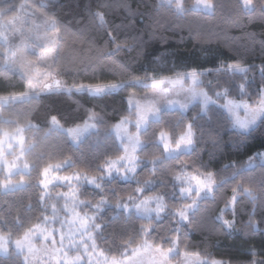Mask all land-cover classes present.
Returning <instances> with one entry per match:
<instances>
[{
	"label": "trees",
	"instance_id": "1",
	"mask_svg": "<svg viewBox=\"0 0 264 264\" xmlns=\"http://www.w3.org/2000/svg\"><path fill=\"white\" fill-rule=\"evenodd\" d=\"M44 0H0V18L3 20L12 18L18 14L21 5L39 10L48 16H55L59 21L60 33L58 48L54 67L62 70L60 79L68 85L73 83H119L131 81L133 77L143 78L145 72L155 75L157 78L175 76L177 71L197 68L211 74H205L202 79L207 86V81L219 83L231 89V98L247 99L254 102L258 99L256 95L261 84L264 83V73L260 66H264V20L252 19L240 10L239 0H213L217 5L216 10L209 14L202 10H192L190 6L195 0H183L189 9L183 16L175 15L167 7L160 11L159 24L155 25L152 20H141L136 18V30L131 35H141L146 42L145 55L138 56L137 51L121 52L116 57H105L104 53L114 47L106 44L100 39V30L95 24H89L86 18L84 5L93 0H61L62 7L55 12L41 7ZM155 5L159 0H148ZM259 0H254L258 3ZM135 9L140 0H130ZM11 5V8H9ZM144 10V5H140ZM124 17V11L116 14ZM258 15V13H257ZM112 17H110L111 19ZM83 22L77 24V20ZM131 17L128 18L130 20ZM128 20H125L127 23ZM71 22V23H70ZM120 23V19H116ZM68 31L65 32L64 28ZM118 43H131L130 38L125 40L124 36L118 38ZM5 46L0 44V96L9 93H18L26 90V82L22 75L9 65L5 64ZM158 58V59H157ZM241 62L244 66H251L246 75L239 73L230 74L225 71H217L226 63ZM131 65L122 70L121 65ZM240 84H246V93L238 91ZM149 88L142 85L129 83L126 88L119 90L110 96L93 98L88 94L59 92L54 94H43L38 100L25 101L23 103L0 104V129L14 131L18 121L20 125L30 122L37 125L35 128H27L23 132L27 143L35 142L36 147L27 155V162L33 165L27 173H17L12 176L13 181H19L21 175L24 184L18 188L3 191L0 186V217L7 220L13 231L22 235L23 229L18 226L14 217L19 218L27 227L33 223H42L36 218L43 213L49 215L46 201H40L43 191L39 185V168L45 163H53L71 157L76 162L75 168L61 170V175H71L74 171L86 172L89 176L100 175L97 166L106 158L116 159L122 155V149L111 133L121 119L132 117L129 110L127 98L131 93L143 94ZM91 111H95L102 119L96 120V131L85 137L78 144H73L69 136L62 131H53L45 135L50 127L51 116H56L63 128H72L83 125L88 121ZM199 111L197 105L192 106L185 114L188 119ZM180 111L171 110L163 116V124L153 123L151 128L141 132V140H154L155 133L161 126L168 127L174 124L179 117ZM209 117H211L209 119ZM228 115L220 108L212 106L207 115L200 113L199 123L204 129V135L198 144L203 149L202 160L208 162L210 170L217 173V180L231 177L237 169L225 167L235 162L237 168L243 166L245 175L238 179L247 180L252 178V186H256L262 173L264 165L257 164L251 168H245L250 156L257 152H264V126L258 123L247 135L243 144L235 145L237 132L226 121ZM223 122L224 126L218 128L217 124ZM213 138L225 141V146L217 149ZM162 150L153 144L145 145L140 149L138 155L151 158L153 155L160 156ZM188 159L187 156L184 157ZM175 162L166 160L157 162L158 172L162 175L179 171L175 168ZM150 165L147 163L138 170L137 176L130 180H122L112 177L103 181V188L89 185L81 187V200L96 203L100 196H105L110 203L104 206L99 213L107 222L105 234H110V243H120L126 239L134 240L132 247L142 243V237L138 233L140 224H147L148 219L139 216L135 211L126 215L124 210L115 207L116 195L126 196L136 186V180L149 179ZM3 179V171L0 170V180ZM178 185L174 180L168 178V183L161 187L157 181L155 185L146 190V195L156 192L167 193V203L178 204L180 201L171 195L177 191ZM230 186L226 185L215 193V201L209 199L201 203L199 211L192 215L193 227L187 237L189 248L187 251L200 252L202 257L209 254V259L231 260L234 264L246 262L251 259L247 253L249 247H255L264 255V232L257 231L252 235H245L240 230L249 219L248 210L250 204L245 198L237 205L236 231L231 233L225 231L219 221L215 219L219 208L223 207V198L230 195ZM179 195L177 191V196ZM83 213L91 212V205H84ZM226 218L231 215L226 213ZM171 217L167 214L162 219L153 217V223L160 226L161 235H171V229L175 226L170 223ZM260 222L259 227L264 228V212L257 211L253 217ZM3 221H0L2 227ZM154 240V236L149 237ZM158 242V241H155ZM98 248H103L105 254L111 256L119 255L110 252L106 245L97 240ZM167 247V245H166ZM185 251L181 246V252ZM180 256L173 258L179 260ZM0 264H23L19 255L13 251L7 256L0 255Z\"/></svg>",
	"mask_w": 264,
	"mask_h": 264
},
{
	"label": "snow or ice",
	"instance_id": "2",
	"mask_svg": "<svg viewBox=\"0 0 264 264\" xmlns=\"http://www.w3.org/2000/svg\"><path fill=\"white\" fill-rule=\"evenodd\" d=\"M141 4L144 5V10H141ZM22 7L23 5H21ZM41 7L55 12L59 7H62V4L61 0H47V3L42 4ZM164 7H167L177 16H183L189 10L183 0H159V3L155 5L149 3L148 0H140V4L135 9L132 7L130 0H93V2L84 5L88 23L95 24L100 30V39L105 40L106 44L114 46L104 53L105 57H116L121 52L132 51H137L138 56L145 55L146 42L143 37L141 35H131L129 37V33L136 30V18L149 19L155 25H158V17ZM239 7L246 16L252 19L264 20V0H259L258 3H254V0H239ZM9 8H11V5H9ZM190 8L192 10H203L211 14L216 10L217 5L213 3V0H195ZM121 10L127 15L124 17L117 16L116 14ZM33 14L39 15L43 19L44 24L47 25L44 39L48 41L49 45L54 44L56 35L61 30L57 18L48 16L43 12H34ZM110 17L112 18L110 19ZM129 17H131L130 20H128ZM117 18L120 19V23H116ZM15 19L16 17H13V20ZM125 20H128V22L126 23ZM82 22L83 19L76 21L77 24ZM64 31H68L67 27L64 28ZM48 33H51V35ZM121 36H124L125 40L130 38L131 43H118V38ZM0 38L7 39L3 32H0ZM262 47H264V43H262ZM5 57V62L10 67L22 70V79L26 82V90L0 96V104L38 100L43 94L59 92L88 94L99 99L123 90L129 83L153 87L154 92L152 94L153 99L147 100L146 103L135 100L136 133L128 135L130 143H123L122 140V155L116 159L108 157L97 166L100 175L89 176L86 172L80 170L74 171L71 175H61V170L76 167V162L71 157H65L55 163L48 161L42 168L38 169L41 177L39 185L43 189L40 195L42 204L45 197L50 194L49 190L53 185L67 184L69 186L68 192H56L54 195L64 198V208L71 214V223L75 224L76 227L70 228L66 233L64 219L60 220L59 229L48 226L56 222L55 205H52L54 213L52 216L41 213L36 218L38 221L42 220L43 223H33L25 227L19 216L14 217L18 226L23 229L22 235L15 233L8 221L0 217V221H3L2 227H0V252L11 254L14 251L15 254L21 257L23 264H33L37 253H42L44 257L48 258L43 261V264H51L52 261L55 264H99L100 259H103L104 264H143L142 253L145 252L151 256V264H171V258L178 256L183 257L180 264H234L231 260L209 259L207 253L202 257L200 252L187 251L189 248L187 237L191 231L195 230L191 214L199 211L201 203L209 199L215 201V193L226 185L230 186L231 194L223 198V207L219 208L215 216V219L221 223L222 228L229 233L237 230V205L247 198L250 204L249 219L244 228L240 230L244 231L245 235H252L257 231L264 232V228L259 227L260 222L253 219L257 211L264 212V173L256 182V186H252L251 177L247 180L238 179V177L245 175L243 166L237 168L236 163L232 162L225 165V167L237 170L232 173L231 177L217 180V173L210 170L208 162L202 160L203 149L198 147L204 135V129L199 123L200 113L207 115L212 105L224 109L230 117L226 122L232 128L239 130L233 133L236 137L234 146L245 143L248 133L257 123L264 126V83L261 84L256 93L258 99L250 104L244 99L237 101L231 98V89L218 82L213 83L209 80L206 87H201L205 84L201 77L206 73L194 67L184 71L173 70L176 72L174 77L157 78L155 75L145 72L143 78L133 77L131 81L96 84L73 83L68 85L58 78L62 70L56 69L53 65H48L47 70L40 74L38 80L37 75L31 70L32 62L23 56L22 48L16 51H6ZM130 66L124 64L121 65V68L126 70ZM250 68L251 66H244L237 61L226 63L219 67L217 71L246 75ZM260 71L264 73V66H260ZM207 74L210 75L211 70ZM49 80L51 82H48ZM166 84L179 85L187 94L182 98H170L172 89L165 87ZM238 91L246 93V84H240ZM175 95L180 96V93L177 92ZM221 100H223V103H221ZM128 102L130 104L133 102L132 96L128 97ZM193 104L198 106L199 111L191 119H188L185 114ZM176 107L180 109V115L174 124L170 126L171 130L168 127L161 126L155 133L154 140L140 139L141 129L147 132L153 123L162 125L163 116L170 109ZM241 108L245 113L243 119L238 111ZM97 119H102V117H99L95 111H91L88 120ZM131 122L122 120L115 125V128L119 131L121 124ZM16 124L14 131L0 129V170L3 171L0 186L4 188L14 186L16 183H23L22 175L19 181H13V174L21 167L25 169L33 167L27 162V155L36 147V144L35 142L27 143L23 132L25 127L35 128L38 126L30 122H27L26 125H20L17 121ZM49 124L50 127L45 135H49L53 131L63 130L74 140L80 133L95 127L94 124H89L86 121L83 128L76 126L63 129L56 116L50 117ZM223 126V122L217 124L218 128ZM213 142L216 144L217 149H221L226 143L222 139L216 138H213ZM148 144L158 146L162 150L161 155H153L151 158L138 155V150ZM9 156H11V159L8 158ZM185 156L188 157L187 160L184 159ZM257 158L264 163V152L254 153L248 158L246 164L251 166ZM166 160L174 161V166L179 171L174 174H160L157 169V162L162 163ZM21 162L23 163L21 164ZM145 163L150 165L148 171L151 178L143 181L137 179L132 192L126 196L117 194L114 202L115 207L123 209L126 215L132 214L135 210L136 213L147 217L148 223L138 226L142 243L137 247H132L134 240L131 238L120 243H110V234H105L107 222L99 215L103 210V206L109 204L110 201L103 195L96 203L81 200L79 198L83 194L81 193V187L84 184H91L102 189L104 178H110L113 174L125 179L134 178ZM169 177L178 185L179 195L177 196V191L171 193L173 197L180 201L178 206L167 203V193L165 192H156L153 195L145 194L146 190L155 185L157 181L160 182L161 187H164L168 183ZM68 201H71V204ZM79 205H91L95 212L81 215L77 210ZM153 213L157 220L162 219L165 214L172 218L170 223L175 227L171 229V235L160 234V226L152 222ZM226 213L230 214L232 218L227 219ZM57 233L59 234L58 240ZM152 236H154V240H149L148 238ZM36 239L42 240L44 243L37 247L34 243ZM98 239L107 246L110 252H116L119 255H106L103 248H98ZM181 246L185 251L181 252ZM70 253H74V255H70ZM247 253L251 259L246 262H239V264H264V255L255 247H249Z\"/></svg>",
	"mask_w": 264,
	"mask_h": 264
},
{
	"label": "rangeland",
	"instance_id": "3",
	"mask_svg": "<svg viewBox=\"0 0 264 264\" xmlns=\"http://www.w3.org/2000/svg\"><path fill=\"white\" fill-rule=\"evenodd\" d=\"M45 3H47V0H44L42 4H45ZM34 12L39 13L40 11L36 10V9H32L30 7H27V6H23L20 9V11L18 12V14L16 16H14V17H16L15 20H13V17L6 19V20H3L0 18V32H3L5 34V36L7 37L6 40L3 38H0V44L5 46L4 56H5L6 51H16L17 49L22 48L23 56L26 57L27 60L32 62L31 70L33 71V73H35L37 75V79L39 80L40 74L44 73L47 70L48 65H53V67H54L55 57H56L57 48H58L59 34L56 35L55 43L52 45H49L48 41L44 39L45 33L47 32V25L44 24L43 19L39 15H34L33 14ZM48 34L51 35V33H48ZM5 61H6V57H5ZM18 62H19V59H18ZM5 64L9 65L6 62H5ZM13 69L22 75V70L17 69V68H13ZM230 74H232V73H230ZM171 77H174V76H171ZM202 77H201V79H202ZM48 82H51V80H49ZM142 86L146 87L144 85H142ZM165 87H170L172 89V95L170 96V98H174V99L182 98L184 95L187 94L186 91L184 89H182L181 86H179V85H167L166 84ZM201 87H202V85H201ZM146 88H149V90L143 94L131 93L129 95V96L133 97V102L131 104L128 102L129 110L131 111L132 117L130 116V117L123 118L118 123H120L122 120H128V121H132V122L121 124L119 131H117L115 126L112 127V129L110 130L111 133L117 139V141H118V143L122 149V152H123L122 140H123V143H130L128 141V135L129 134L134 135L136 133L135 120L137 119V113H136V108H135V100H140L142 103H146L147 100L153 99L152 94L154 92V88L150 87V86H148ZM177 92L180 93V96L175 95V93H177ZM235 100L239 101L241 99H235ZM244 100L248 101V103H250V104L254 103V102H251L247 99H244ZM127 101H128V98H127ZM7 103L8 102H6L4 104H7ZM221 103H223V100H221ZM194 105H196V104H193L192 106H194ZM212 106H215V105H212ZM171 110L180 111V109L178 107L170 109L169 111H171ZM222 110L225 112L224 109H222ZM238 111H239L240 117L243 119L244 115H245L244 110L241 108ZM201 114L205 115L204 113H201ZM228 117H229V115H228ZM153 119H155V118H153ZM229 119H230V117H229ZM87 122L89 124H94L95 127L89 128L87 131L80 133L75 140L70 135H68L65 131H63V130H59V131L66 133L69 136V138L71 139L73 144H78L85 137H87L88 135H90L91 133L96 131V123H95L96 120H92V121L88 120ZM84 124L80 125L79 127L83 128ZM72 128H74V127H72ZM63 129H66V128H63ZM235 130L239 131L238 129H235ZM143 131L144 130L141 129V132H143ZM139 151H140V149L138 150V152ZM138 152H137V154H138ZM8 158L11 159V156H9ZM22 163L23 162H21V164ZM257 164L264 165V163H262V161L259 158H257L255 161H253L251 166L246 165L245 168H251ZM28 170L29 169H25V168L21 167L13 175H15L17 173H27ZM112 177H118V178H121L122 180H125V181L130 180L132 178V177H130L128 179H125V178H122L121 176H119L117 174H113ZM112 177H110V178L105 177L104 180L111 179ZM23 184H24V182L23 183H16V184H14V186H10L9 188L3 187V191H9V190L18 188V187L22 186ZM84 185H89V186L95 187L91 184H84ZM49 191H50V194L47 195L44 199V201H46L47 205H48V210H49L48 216H52L54 214L52 205H55L56 206L55 215H56L57 219H56L55 223L49 224L48 226L51 228L59 229L60 228V220L64 219L65 220L64 230L67 233V231L70 228H75L76 225L71 223V214L69 212H67L64 208V204H65L64 198L63 197H57L54 195V193H56V192H68L69 186L67 184L53 185ZM68 203L71 204V201H68ZM83 206L84 205H79L77 207V210L81 213V215L85 214L81 211ZM104 206H103V209H104ZM154 206L155 205L153 204V207ZM133 211H135V210H133ZM94 212H95V209L92 207V211L86 212V213L92 214ZM137 214L141 217L147 218L143 214H140V213H137ZM153 217H155L154 213H153ZM58 239H59V234L57 233V240ZM34 243L37 245V247H40L44 242L42 240L36 239V240H34ZM0 255L7 256L8 254L0 252ZM70 255H74V253H70ZM142 257H143V264H151V256L148 253H146V252L142 253ZM173 258H175V257L171 258V264H180V261L183 259L182 256H180L179 260H173ZM46 259H48V258L44 257L42 253H37L36 258L33 260V264H43V261ZM51 264H55V262L52 261ZM99 264H104L103 259H100Z\"/></svg>",
	"mask_w": 264,
	"mask_h": 264
}]
</instances>
